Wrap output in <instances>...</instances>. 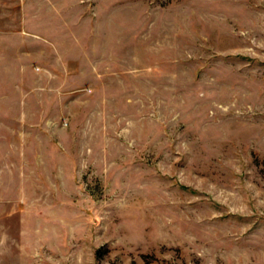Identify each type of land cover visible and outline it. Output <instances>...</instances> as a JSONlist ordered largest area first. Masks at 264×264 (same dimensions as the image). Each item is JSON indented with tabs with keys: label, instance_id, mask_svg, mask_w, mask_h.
Here are the masks:
<instances>
[{
	"label": "rangeland",
	"instance_id": "374dc122",
	"mask_svg": "<svg viewBox=\"0 0 264 264\" xmlns=\"http://www.w3.org/2000/svg\"><path fill=\"white\" fill-rule=\"evenodd\" d=\"M0 264H264V0H0Z\"/></svg>",
	"mask_w": 264,
	"mask_h": 264
}]
</instances>
